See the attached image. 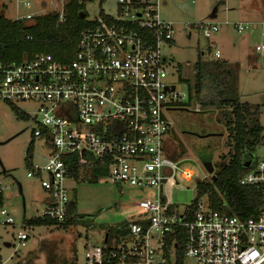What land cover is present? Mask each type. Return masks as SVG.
Instances as JSON below:
<instances>
[{
    "label": "built area",
    "instance_id": "1",
    "mask_svg": "<svg viewBox=\"0 0 264 264\" xmlns=\"http://www.w3.org/2000/svg\"><path fill=\"white\" fill-rule=\"evenodd\" d=\"M159 5L160 0H118L117 13H107L112 19L99 16L82 30L72 59L40 53L20 63L0 60V101L35 103L33 135L45 139L51 149L44 162L33 163L27 173L38 176L48 193L41 217L58 222L69 217L75 203L66 183L74 178L72 166L90 176L100 165L118 183L156 188L158 198L140 201L149 216L130 220L128 235L114 238L109 250L87 243L88 264H168L178 259L181 235L182 261L264 264V206L258 215L243 219L214 209L207 194L183 211L164 195L179 169L168 152L171 116L187 96L168 82L170 61L163 47L174 43L175 30L172 21L161 17ZM228 24L206 19L186 22L184 28L190 34L194 26L210 39ZM232 24L239 33L257 28L245 20ZM259 24L263 31L256 52L264 58V21ZM213 57L221 58L220 49ZM193 176L191 169H183L184 179ZM240 183L261 186L264 195V157ZM9 188L0 178V229L15 223L6 203ZM16 237L25 246L29 234L19 231Z\"/></svg>",
    "mask_w": 264,
    "mask_h": 264
},
{
    "label": "rangeland",
    "instance_id": "2",
    "mask_svg": "<svg viewBox=\"0 0 264 264\" xmlns=\"http://www.w3.org/2000/svg\"><path fill=\"white\" fill-rule=\"evenodd\" d=\"M25 1L30 3L29 6L25 5ZM80 1L84 3L89 19H97L102 10L113 15L117 13L118 0ZM67 2L0 0V4L6 5V16L12 19L27 14L63 13ZM159 11L163 19L173 22L175 30L174 43L163 47L170 61L168 82L174 83L188 100L193 95V69L199 53L203 51L205 57L210 58L216 49H220L221 59H228L240 76L238 87L241 99L260 105V121L264 126V58L256 52V45L262 39L263 27L259 23L264 21V0H160ZM214 12L215 17H212ZM206 19L229 20L231 24L223 25L210 39L205 38L194 26L190 34L184 28L186 22L196 23ZM241 20L257 24L255 32L239 33L232 23ZM188 78L191 80H183ZM36 108L37 105L29 101H18L16 104L0 101V141L15 136L0 145V158L7 169L4 173L0 163V178L10 185L6 203L15 217L13 225L0 229L1 263L64 264L67 260H75L76 264H88L86 244L103 245L111 227L123 225L126 220L146 219L149 213L139 203L143 200H157L158 191L151 186L136 187L118 183L107 176L98 181L68 178L66 183L75 200V212L82 217L81 221L67 228L28 224L26 220L41 216L48 193L38 176L29 177L27 173L32 170L33 163L42 164L51 153L45 139L33 135ZM197 108L203 111L198 99L192 96L191 106L187 110L175 109L171 116L173 124L168 139V152L177 156L175 159L179 169L175 183L166 184L164 195L180 211L196 199L199 181H213V174L206 170L204 162L212 161L216 174L220 164L229 162L233 152L229 143V130L219 120V111L199 113ZM22 111L23 115L20 113ZM255 157H264V145L257 148ZM185 168L194 172L189 180L182 177ZM19 183L22 185V193ZM19 231L29 234L25 246L16 237ZM4 242L12 245L7 247ZM177 261L173 257L168 264H177ZM180 264L196 262L185 258Z\"/></svg>",
    "mask_w": 264,
    "mask_h": 264
},
{
    "label": "trees",
    "instance_id": "3",
    "mask_svg": "<svg viewBox=\"0 0 264 264\" xmlns=\"http://www.w3.org/2000/svg\"><path fill=\"white\" fill-rule=\"evenodd\" d=\"M5 9L6 5L0 4V60L8 63L31 60L40 53H52L58 60L72 59L82 30L95 23V19L88 18L85 5L80 0H68L63 13L33 15L29 19L8 18ZM100 16L112 19L103 10ZM193 74V95L188 100L179 102L178 108L187 110L188 106H191L192 96H195L203 108V111H198L199 113L218 110L219 120L224 122L229 130V143L233 148V152H230L231 159L220 164L212 182H198L197 197L193 202L207 194L211 206L216 210L243 219L256 216L264 206L263 187L243 185L240 179L255 167L258 160L255 152L258 147L264 145L260 105L241 99L237 69L225 59L206 58L205 53L201 51L194 65ZM170 156L177 157L171 154ZM70 158L75 159L74 156ZM107 174L108 169L100 165L94 166L90 176L86 172L81 175L77 173L75 165L72 166L71 172L76 180L88 178L93 181H98ZM81 219V215L75 212L74 204L70 216L62 222L41 216L26 221L35 226L59 225L67 228L79 223ZM129 221L126 220L123 225L108 230L103 244L105 251L109 250L114 238L119 241L128 235ZM178 244L177 264H180L184 254L183 235L180 236ZM64 264H76V261L67 260Z\"/></svg>",
    "mask_w": 264,
    "mask_h": 264
},
{
    "label": "water",
    "instance_id": "4",
    "mask_svg": "<svg viewBox=\"0 0 264 264\" xmlns=\"http://www.w3.org/2000/svg\"><path fill=\"white\" fill-rule=\"evenodd\" d=\"M212 17H215V12L212 14ZM201 136H205V135H201ZM14 137H15V136H13V137L7 139L5 142H8L9 140H11V139L14 138ZM0 163H1L2 167H3V172H7V169H6L5 166L3 165L1 159H0ZM204 167L206 168V170H207L209 173L213 174V179H215L216 174L214 173V172H215V169H214L213 162H212V161H205V162H204ZM203 176H204V172L201 173V177H203ZM19 188H20V192L22 193V192H23V191H22V185H21L20 183H19ZM7 244H8V246H10L9 243H7Z\"/></svg>",
    "mask_w": 264,
    "mask_h": 264
},
{
    "label": "crops",
    "instance_id": "5",
    "mask_svg": "<svg viewBox=\"0 0 264 264\" xmlns=\"http://www.w3.org/2000/svg\"><path fill=\"white\" fill-rule=\"evenodd\" d=\"M235 44V43H234ZM221 51V50H220ZM221 57H222V53H221ZM225 60H227L228 61V59H225ZM229 62V61H228ZM239 74H238V79H239ZM238 84H239V80H238ZM47 200H48V196H46V198H45V201L47 202ZM45 205H46V203H45Z\"/></svg>",
    "mask_w": 264,
    "mask_h": 264
},
{
    "label": "flooded vegetation",
    "instance_id": "6",
    "mask_svg": "<svg viewBox=\"0 0 264 264\" xmlns=\"http://www.w3.org/2000/svg\"><path fill=\"white\" fill-rule=\"evenodd\" d=\"M5 141H6V140H1V141H0V145H1V144H4V143H7V142H5ZM0 159H1V158H0Z\"/></svg>",
    "mask_w": 264,
    "mask_h": 264
}]
</instances>
